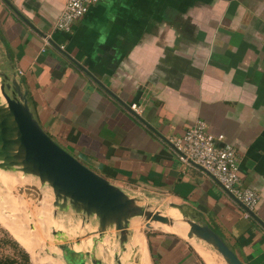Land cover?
<instances>
[{
	"label": "crops",
	"instance_id": "0c3cea01",
	"mask_svg": "<svg viewBox=\"0 0 264 264\" xmlns=\"http://www.w3.org/2000/svg\"><path fill=\"white\" fill-rule=\"evenodd\" d=\"M67 1L10 0L34 29L0 0V67L24 80L41 125L114 184L180 206L245 264H264V225L201 168L184 167L170 142L200 119L234 144L264 222V0H100L69 33L54 29ZM200 241L164 233L150 244L158 264H209L198 245L222 263Z\"/></svg>",
	"mask_w": 264,
	"mask_h": 264
},
{
	"label": "water",
	"instance_id": "95a60500",
	"mask_svg": "<svg viewBox=\"0 0 264 264\" xmlns=\"http://www.w3.org/2000/svg\"><path fill=\"white\" fill-rule=\"evenodd\" d=\"M4 1L23 21L36 29L10 0ZM52 44L56 45L53 40ZM64 53L68 55L65 51ZM68 57L108 93L128 106L86 66L70 55ZM0 78V169L16 170L39 178L42 185H49L53 189L54 206L57 210H72L89 218L96 217L98 221L97 229L93 232L73 239L61 229H56L57 222L52 218L55 221L52 233L56 239L54 246L57 249L53 256L60 254L65 264H105L96 250L94 252V249L89 250L87 247L96 248L100 239H103L111 229H116L121 244L116 255L117 263L122 264L120 253L126 251V245L132 236L130 227L133 219L143 218L148 228H152L154 223L175 225V219L172 217L141 203L143 201L155 205L159 202L114 184L55 141L36 118L29 102L28 90L23 88L24 80L18 77V72L11 76L0 67ZM35 185L26 190L33 199H40L37 201V204H40L43 196L33 192L38 187ZM236 201L264 225L255 211L249 210L239 200ZM159 204L178 209L183 216L182 219L189 225L187 238L171 232L167 234L176 235L192 246V239L205 242L226 264H245L211 225L201 222L197 216L186 215L180 206ZM82 243L86 244V247L77 250L75 246ZM148 246L150 251V245ZM138 261L135 258L131 262Z\"/></svg>",
	"mask_w": 264,
	"mask_h": 264
},
{
	"label": "rangeland",
	"instance_id": "374dc122",
	"mask_svg": "<svg viewBox=\"0 0 264 264\" xmlns=\"http://www.w3.org/2000/svg\"><path fill=\"white\" fill-rule=\"evenodd\" d=\"M33 183L36 184V187L38 186L33 192L43 196L41 203L39 202L41 205L37 204L40 199H33L27 193L26 189L34 185ZM141 203L151 206L153 210H163L164 214L172 216V210L167 206L160 205L158 202L155 205L143 201ZM40 211H42L41 214ZM52 218L57 222L55 228L61 229L73 239L90 234L89 232L97 229L98 225L96 217L89 218L72 210H57L54 206L53 189L49 185H42L39 178L16 170L4 171L0 169V229L6 228L29 251L32 264H53L56 260L65 264L60 254L53 256V253H57L54 246L56 239L52 233L54 226L47 225L53 221ZM139 220L135 224V228H130L133 229L132 236L126 245V251L120 253L121 258L125 264H129V254L135 245V236L140 234L142 239H145L144 243L150 256V262L154 264L151 255L153 251H149L148 245L154 236L168 232L161 227V224L154 223L152 228H148L143 218H139ZM118 234L119 232L116 229H111L104 239L99 240L96 248H93V246L87 248L89 250L94 249V252L96 250L97 255L105 261V264H118L116 255L121 247ZM80 246L86 247V244L82 243ZM219 259L222 264H226L220 256Z\"/></svg>",
	"mask_w": 264,
	"mask_h": 264
},
{
	"label": "built area",
	"instance_id": "2783aa9c",
	"mask_svg": "<svg viewBox=\"0 0 264 264\" xmlns=\"http://www.w3.org/2000/svg\"><path fill=\"white\" fill-rule=\"evenodd\" d=\"M100 0H68L58 16L54 29L71 32L74 24L82 19L91 6ZM45 45L51 44L49 37ZM138 111L139 106L132 105ZM172 148L184 167H198L216 180L224 191L254 211L261 200L260 193L242 183L240 158L237 147L226 142L223 135L208 130L205 121L197 119L183 136L170 139ZM247 216H252L246 210Z\"/></svg>",
	"mask_w": 264,
	"mask_h": 264
},
{
	"label": "bare ground",
	"instance_id": "6f19581e",
	"mask_svg": "<svg viewBox=\"0 0 264 264\" xmlns=\"http://www.w3.org/2000/svg\"><path fill=\"white\" fill-rule=\"evenodd\" d=\"M0 95H1V91H0ZM31 178V177H30ZM32 182V181H31ZM36 182V181H35ZM37 183V182H36ZM34 184V183H33ZM35 185V184H34ZM37 185H39L37 183ZM40 189V188H39ZM45 191V190H44ZM49 191V190H48ZM40 192V191H39ZM50 201V200H49ZM172 208V207H170ZM173 209H176V208H173ZM178 210V209H176ZM163 211V210H161ZM165 211V210H164ZM180 213V216L178 218H175V225L172 226V225H168V224H161V227L167 231V232H171V233H174V234H178L182 237H185L187 238V232L189 230V225L188 223H186L183 219H182V214L180 211H178ZM167 215V214H166ZM173 218V217H172ZM140 220H135L133 219L131 221V227L130 228H135V224L138 223ZM55 224V221L53 220L52 222H50L48 225L49 226H52ZM55 226V225H54ZM86 226V225H85ZM161 229V228H160ZM133 230V229H132ZM159 230V229H158ZM143 236V235H142ZM136 238V241H135V245L132 249V251L130 252L129 254V264H151L150 262V256L148 254V251H147V248L145 247V243H144V238L142 239V237L140 236V234H136L135 236ZM104 239V238H103ZM196 240V239H195ZM194 239H192V241L194 242L195 241ZM201 243V241H200ZM205 243V242H204ZM206 245V244H205ZM133 246V245H132ZM118 247V246H117ZM75 248L77 250H80L81 248H84V247H81V246H75ZM134 249H136V251H133ZM198 249L200 250V252L204 255V257L206 258L207 262L209 264H222V263H217L215 261V258H213L210 254H208V252L205 251V249L202 247V246H199L198 245ZM118 250V249H117ZM130 251V250H129ZM103 252V251H102ZM103 254V253H102ZM50 256V255H49ZM121 256V255H120ZM138 259V263H134V262H131L133 259L135 260ZM105 259V258H104ZM107 259V258H106ZM105 259V260H106ZM122 260V258H121ZM55 263L53 264H63L62 262H60L59 260H56L54 261ZM110 262V261H109ZM109 264V263H108ZM122 264H125L122 260Z\"/></svg>",
	"mask_w": 264,
	"mask_h": 264
},
{
	"label": "trees",
	"instance_id": "16d2710c",
	"mask_svg": "<svg viewBox=\"0 0 264 264\" xmlns=\"http://www.w3.org/2000/svg\"><path fill=\"white\" fill-rule=\"evenodd\" d=\"M0 264H32V257L29 251L6 229H0ZM174 240L181 241L175 236ZM182 242V241H181ZM150 250L152 251L151 244ZM191 251L195 253L193 248ZM155 264H158V257L152 254Z\"/></svg>",
	"mask_w": 264,
	"mask_h": 264
}]
</instances>
